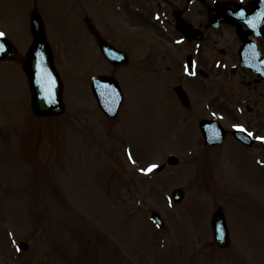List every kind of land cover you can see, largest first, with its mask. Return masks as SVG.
Instances as JSON below:
<instances>
[{
  "label": "rangeland",
  "instance_id": "1",
  "mask_svg": "<svg viewBox=\"0 0 264 264\" xmlns=\"http://www.w3.org/2000/svg\"><path fill=\"white\" fill-rule=\"evenodd\" d=\"M33 3L46 38L54 41L64 84L60 115L31 111L22 59ZM113 4L0 0V31L19 50L0 61V264H264V149L235 147L230 138L206 148L194 125L195 115L216 113L227 128L252 123L264 134V84L248 82L251 76L241 68L235 76L212 70L214 57L232 63L237 46L228 27L207 32L201 55L212 73L197 79L189 94L192 107L183 111L164 90L171 85L167 78L177 83L173 69L160 63L169 64L179 47L159 35V22L142 9L131 31L140 42L119 45L117 37L127 36L115 27L126 30V23ZM85 13L104 38L127 51L129 67L137 65V82L128 68L106 65L87 41ZM149 68L159 77L155 94L161 87L162 102H154L149 91ZM105 72L119 73L123 83L127 103L121 117H106L91 95L90 78ZM228 82L235 85L234 97ZM245 103L254 104L255 112H235ZM159 108H171L177 126L161 133ZM169 155L178 162L167 164ZM152 164L164 167L141 171ZM175 188L184 191L177 202L170 196ZM219 206L230 237L225 248L216 246L210 227ZM151 211L160 214L163 227L152 223ZM21 241L27 249L18 248Z\"/></svg>",
  "mask_w": 264,
  "mask_h": 264
},
{
  "label": "flooded vegetation",
  "instance_id": "2",
  "mask_svg": "<svg viewBox=\"0 0 264 264\" xmlns=\"http://www.w3.org/2000/svg\"><path fill=\"white\" fill-rule=\"evenodd\" d=\"M145 3V7L140 5V2ZM113 5L115 6L117 13H122L124 22L126 23L125 28L127 33H124V29L121 30L120 27H115L116 29L122 31L121 33L127 38L123 40V38L116 39L117 43L124 42L125 44L129 45L128 42H139V33H134L136 24V20L138 19L141 9L144 12H147L149 15H153L158 21H161V26L157 29L161 36H164V39L170 42V45L173 44L176 47L178 46V50L171 55L172 59L169 60V64L165 62H160L161 64L168 66V69H173L172 75L176 80V84L172 85L169 78H167V84H171L167 86V91L169 94L172 95V90H175L176 87H179V91L182 92V89L185 90L187 97L182 95L183 103H190L189 107L183 105L177 95H173L175 103L178 108L182 109L183 111L190 109L192 107V102L189 94H191V90L193 86L197 83V79H204L207 80L208 76L212 71L209 68L204 67V63L207 64V59L204 58L201 54V40H188L186 39L183 34H181L176 26L177 20L183 22L185 28L189 30L198 29L202 34L207 35V32H216V30L230 28L232 30L233 39L238 46L239 39L236 36V28L224 22H219L217 27L215 28L209 18L213 16L220 17L222 11H226L227 14L236 16L242 11H247L250 9L254 16H259L262 18V13L264 12V3L261 1H257L253 5V8L250 7V0H192L188 2V0H113ZM121 4V5H120ZM36 6V3H34ZM228 11V12H227ZM143 12V14H144ZM84 17L90 18L88 13H85ZM85 19V18H83ZM236 21L241 25L242 30H247L244 24L236 19ZM101 31V29H100ZM100 31L98 30L100 36L107 40L109 43L113 44L112 39L104 38ZM102 32V31H101ZM91 36V33L88 31ZM103 33V32H102ZM120 33V34H121ZM119 34V35H120ZM29 38V36H28ZM30 40H27L26 48L29 46ZM115 44V43H114ZM117 44H115L116 46ZM120 45V44H119ZM118 46V45H117ZM125 46V45H121ZM119 47V46H118ZM236 50V49H235ZM235 50L232 54V64L236 63V55ZM225 49L222 50V53L225 54ZM191 58V64L193 66L191 69H187L186 66V58ZM227 56L225 59H218L216 57L212 59V63L210 67L212 70L220 71L221 65H224L226 68L227 65ZM236 67V66H235ZM206 68V69H205ZM238 69V68H237ZM237 69L233 73H237ZM239 70V69H238ZM243 72H246L251 76V79L247 80L251 82V80H258L260 81L255 75L246 71L245 69H241ZM155 70H152V79L156 80L159 79L158 76L155 75ZM219 72H217L218 74ZM232 73V75H234ZM215 74V73H214ZM236 75V74H235ZM234 75V76H235ZM234 78V77H233ZM243 78V77H242ZM187 84V85H186ZM210 83L205 82V85H209ZM249 85V83H247ZM187 87V88H186ZM234 87V83H233ZM165 90V85H164ZM194 103V101H193ZM256 110V106L252 104L251 113ZM172 109L169 108L168 115L169 117L176 119V116L171 112ZM256 124H246L245 129H247L250 133L252 132L253 137L255 135L261 136V131L259 128L255 126ZM234 144L238 147H242L243 149H247L240 145L237 142ZM257 149V147H255ZM252 149V148H251Z\"/></svg>",
  "mask_w": 264,
  "mask_h": 264
},
{
  "label": "water",
  "instance_id": "3",
  "mask_svg": "<svg viewBox=\"0 0 264 264\" xmlns=\"http://www.w3.org/2000/svg\"><path fill=\"white\" fill-rule=\"evenodd\" d=\"M88 26L98 38L101 51L111 62L120 63L126 60L122 52L115 50L99 38L93 26L90 24ZM30 31L33 42L23 60V69L27 75L31 91L32 110L38 115L58 114L63 110L61 98L62 82L54 67L50 49L43 35V25L36 12H32L30 15ZM0 44L3 45V50L0 51V59L11 58L15 53L11 42L4 37H0ZM261 65L264 67V63ZM91 81L92 91L99 101V106L104 111L112 107L115 102L117 106L120 95L117 83L113 79L98 76L93 77ZM222 136L223 132L221 133ZM237 137L243 140L240 136ZM175 162V159H169V163ZM181 196L182 192L180 190L174 191V198L176 200L180 199ZM152 218L158 225H162V221L157 213L153 212ZM211 223L216 243L219 246H225L228 243V233L223 214L220 210H217L213 214Z\"/></svg>",
  "mask_w": 264,
  "mask_h": 264
},
{
  "label": "snow or ice",
  "instance_id": "4",
  "mask_svg": "<svg viewBox=\"0 0 264 264\" xmlns=\"http://www.w3.org/2000/svg\"><path fill=\"white\" fill-rule=\"evenodd\" d=\"M244 13L243 12H241V15H243ZM4 36H6V33L5 32H3V31H0V37H4ZM3 50V45L2 44H0V51H2ZM234 127H237L238 128V130H240V131H247V129H245L242 125H235ZM249 135H252V133H248ZM257 139H260V140H264V137H257ZM130 158H131V156H130ZM158 167V165H156V164H152V165H150L147 169H141V171L142 172H152L154 169H156ZM17 250H19V249H17Z\"/></svg>",
  "mask_w": 264,
  "mask_h": 264
}]
</instances>
